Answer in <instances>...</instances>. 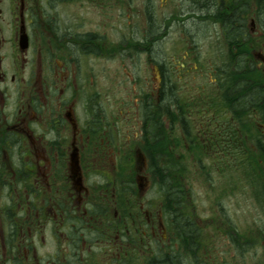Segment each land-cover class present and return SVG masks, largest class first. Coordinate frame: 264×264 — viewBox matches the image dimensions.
I'll return each mask as SVG.
<instances>
[{"label": "flooded vegetation", "instance_id": "flooded-vegetation-1", "mask_svg": "<svg viewBox=\"0 0 264 264\" xmlns=\"http://www.w3.org/2000/svg\"><path fill=\"white\" fill-rule=\"evenodd\" d=\"M173 24L217 27L181 29L169 58ZM161 121L170 151L232 152L264 215V0H0V264H231L165 209ZM219 231L264 248V223Z\"/></svg>", "mask_w": 264, "mask_h": 264}, {"label": "rangeland", "instance_id": "rangeland-1", "mask_svg": "<svg viewBox=\"0 0 264 264\" xmlns=\"http://www.w3.org/2000/svg\"><path fill=\"white\" fill-rule=\"evenodd\" d=\"M119 12V8L113 9V15ZM178 12V11H177ZM123 21L120 24L113 23L112 28L117 32L124 27ZM162 30H167V36L162 39V53L172 57L171 44L179 32L191 31L201 33H214L217 26L214 25H189L181 24L161 25ZM178 32V33H177ZM205 41V40H202ZM201 43V39L199 38ZM207 50V46H203ZM215 79V76H213ZM212 78H209L211 81ZM185 156L186 167L191 171L188 184L190 187L191 207L196 216V222L208 228H204L206 235L215 241V248L218 255L229 259L231 264H264V248L255 245V242H236V248L226 238L225 233L220 230L228 231L230 226H236V233L248 236L253 240L251 227L254 222L263 224L264 215L253 210L252 200L243 195H236V163H226L217 159L213 153H208L203 161L198 162V152L182 151ZM220 163V164H219ZM262 221V222H261ZM217 232H220L219 235ZM248 248L245 253L241 249Z\"/></svg>", "mask_w": 264, "mask_h": 264}, {"label": "trees", "instance_id": "trees-1", "mask_svg": "<svg viewBox=\"0 0 264 264\" xmlns=\"http://www.w3.org/2000/svg\"><path fill=\"white\" fill-rule=\"evenodd\" d=\"M231 71V77L225 79L226 88L224 100L225 103H229V105L236 111V72L235 70L233 71L232 68ZM229 81H233V83H230ZM245 102H241L243 103L241 105H246ZM161 125L163 129L161 134L152 138V146L155 144L156 149L148 153L152 162L151 172L153 177L155 175L157 182L159 183L165 209L169 211V208H171V201H175L177 222L183 228H187L182 234L191 232V237H186L183 241L185 244H191L192 249L195 250L197 242L193 236L199 227L194 219V214L190 212L192 209L190 204L191 200L189 199L191 193L187 180H189L191 171L186 167L184 162L185 156L182 152L178 153L169 150L172 139L169 135L164 134L163 121H161ZM208 153L209 152L206 150L200 149V151H198V162L203 161ZM232 155V152H226V158H230ZM229 234L231 236V243L236 248V242H239V239L231 231H229Z\"/></svg>", "mask_w": 264, "mask_h": 264}]
</instances>
